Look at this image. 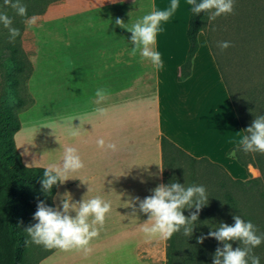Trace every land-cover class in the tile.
Instances as JSON below:
<instances>
[{
	"label": "crops",
	"instance_id": "obj_1",
	"mask_svg": "<svg viewBox=\"0 0 264 264\" xmlns=\"http://www.w3.org/2000/svg\"><path fill=\"white\" fill-rule=\"evenodd\" d=\"M22 2L27 6V18L36 15L43 20L32 29L50 40L67 37L71 40L67 46L75 44L83 51L78 52V64H62V105L70 109L77 98L80 113L94 115L87 123L90 130L67 139L61 148V161L66 147L76 148L84 168L60 183L54 206H60L66 193L74 203L85 195V199L100 196L111 203L99 236L90 242V252L57 249L40 264H166L167 238L142 230L148 216L135 202L163 183L161 137L196 159L208 158L222 166L234 180H249L254 168L241 166L229 155L231 149L240 148L243 129L205 32L198 35L191 76L179 82L178 70L189 50L191 11L186 0H180L181 7L162 23L157 35L155 50L161 53L164 65L159 70L149 61L142 62L139 54L130 55V42L87 37L97 30L119 27L117 18L130 26L151 12L153 4L163 10L170 0H64L48 6L41 0ZM122 35L128 38L126 32ZM98 88L109 93L100 104L95 102ZM24 134L22 128L16 135L19 145H26L27 140L21 138ZM98 139L117 144L118 151L100 148Z\"/></svg>",
	"mask_w": 264,
	"mask_h": 264
},
{
	"label": "trees",
	"instance_id": "obj_2",
	"mask_svg": "<svg viewBox=\"0 0 264 264\" xmlns=\"http://www.w3.org/2000/svg\"><path fill=\"white\" fill-rule=\"evenodd\" d=\"M41 1L46 2L48 6L50 3L57 4L64 0ZM11 9L10 7L8 16L13 19V27L23 32L25 30L24 21L27 17L13 16ZM42 12L44 13L45 9ZM208 16L207 12L198 15L192 12L190 14L187 30L189 50L185 63L178 70L177 80L179 82L191 76L192 63L199 49L198 35L200 32H205L209 23ZM230 20L237 23L235 18L230 17ZM1 26L3 25H0L1 32L9 33L8 30H3L4 26ZM207 40L244 131L255 117L264 116V87L263 85L257 87L253 84L246 95H239L222 68L212 42L208 38ZM0 68L5 72L6 82L10 85L13 95L4 98L0 103V264H32L29 259L27 260L26 250L29 243H25L26 240H30V237L24 229L35 223L32 218L37 210L38 202L43 201L47 206L55 208L54 197L60 184L54 186L51 192L42 191L41 180L46 168L26 166L16 147L15 136L22 128L19 114L32 102L24 86L33 73L30 61L20 47L9 43L0 50ZM160 140L163 184L167 185L172 182L183 184L184 177L189 174L192 179L191 185H194L195 182L197 184L196 173L200 169L213 168L219 176H224V179H219L218 185L223 190L220 202L223 203L225 217L228 219L221 223L234 225L233 216L239 215L245 222L251 221L256 226L258 235H264V153L244 152L241 148L229 151V155L241 166L247 168L251 165L254 167L252 171L257 169L260 172L259 178L251 177L247 181H242L232 179L222 166L212 163L208 158L192 157L167 137L163 136ZM229 184H233L236 191L227 188ZM237 191H240V195ZM206 194L208 197L204 206L206 211L201 213L205 217H213L208 208L212 205L211 202L216 203L217 198L220 199V197L216 194L210 195L211 193L207 190ZM194 224L191 235L186 236L181 228L179 232L167 238L166 264H213V256L217 247L222 248L223 245L213 238L205 239L202 244L197 240L202 235L207 236L209 231L216 230L220 224ZM229 243L232 244L233 249L243 247L239 241ZM57 249L53 248L44 256L42 255L37 264ZM252 254L260 258V264H264V241L252 250Z\"/></svg>",
	"mask_w": 264,
	"mask_h": 264
},
{
	"label": "clouds",
	"instance_id": "obj_3",
	"mask_svg": "<svg viewBox=\"0 0 264 264\" xmlns=\"http://www.w3.org/2000/svg\"><path fill=\"white\" fill-rule=\"evenodd\" d=\"M6 7H11L20 17H27V6L22 0H3ZM190 11L194 14L209 13V22L216 20L221 15L230 14L234 9V0H186ZM181 7L180 0H170V4L163 10H158L155 4L152 11L137 19L130 26L117 18L115 23L121 28H126L131 33L130 55L139 54L141 61H149L154 69L163 68L161 53L156 49V38L162 31V23H166ZM39 17L32 15L24 23L32 27L36 25ZM0 24L8 29L10 42L20 36V30L13 27V19L6 12L0 11ZM230 42L221 41L218 47L221 50L229 48ZM108 90L98 88L95 92L96 103L100 104L108 98ZM69 120L77 119L69 117ZM239 146L244 152L264 153V116L255 117L251 125L241 132ZM71 134L79 135V130L74 129ZM97 145L102 149L118 151L115 143H106L98 139ZM235 155V153H232ZM84 168V163L74 147H66L59 164H50L45 170L41 180L42 191L51 192L57 184L63 183L69 175L79 172ZM89 191V189H88ZM86 196V195H85ZM74 203L70 194L61 197L58 207H49L43 201L38 202L37 210L33 215L35 224H30L24 231L30 240L25 243L43 245L46 248H58L63 251L81 249L86 253L91 251L90 242L99 236V227H102L106 215L111 211V203L100 196L85 199ZM208 201L206 189L203 185H191L172 182L159 184L152 194L142 201L136 198L139 211L148 216L142 230L146 234L171 237L181 228L184 234L191 235L192 225L198 220L200 210ZM195 208L190 217L183 214L184 209ZM75 213V216L71 215ZM234 225L221 223L214 231H209L207 236H200L197 240L202 244L205 239L213 238L223 247H217L213 256V264H260V258L252 254V250L264 241V235L257 234L256 226L245 222L239 215L233 216ZM23 222L21 221V224ZM230 241H239L243 247L233 249Z\"/></svg>",
	"mask_w": 264,
	"mask_h": 264
},
{
	"label": "rangeland",
	"instance_id": "obj_4",
	"mask_svg": "<svg viewBox=\"0 0 264 264\" xmlns=\"http://www.w3.org/2000/svg\"><path fill=\"white\" fill-rule=\"evenodd\" d=\"M9 9L10 7L4 6L3 0H0V11L9 15ZM230 17L237 19V23L232 22ZM42 21L38 19L36 25ZM24 25L27 26L25 23ZM32 27L28 26L25 32L20 31V36L12 42H10L9 33L0 31V50L9 43L17 45L33 67L32 75L24 83L32 102L19 114L21 127L25 131L21 138L27 141L26 145H19L15 136V142L26 166L47 168L50 164L61 162V148L67 139L77 138L81 134L84 136V133L90 130L87 123L94 115L80 113L81 108L75 105L77 98H74V105L70 109L62 105L60 87L62 64L65 67L72 63L78 64L80 56L78 52L83 53V51H78L75 44L67 46L66 42L71 40H68L65 35H62L65 39L59 35L58 40H50V36L43 32H36ZM3 30L8 29L3 28ZM124 32L128 35L126 40L122 35ZM205 34L212 42L222 68L239 95H246L253 84L264 87V0H234L233 12L209 22ZM87 38L96 41L131 43V33L121 27L106 32L97 30L91 32ZM221 41H228L231 46L221 50L218 47ZM10 96H13L10 85L6 82L5 72L0 68V103ZM69 117L77 119L69 120ZM74 129L79 130V135L71 134ZM251 172L252 178L260 177L257 169L253 171L251 169ZM196 179L197 184L195 182L194 185H203L211 193L210 195L216 194L220 199L217 198L216 203L211 202L212 205L208 208L213 217H205L201 213L206 211L203 206L195 223L218 225L221 221H226L228 217H225V208L220 202L223 190L218 185L219 179H224V176H219L213 168L205 167L196 173ZM191 183L192 179L188 174L184 177L183 184L188 187ZM227 188L236 191L233 184H229ZM237 193L240 195V191ZM192 212H195V208H186L183 214L190 217ZM52 249L29 243L26 250L27 260L37 264L42 255L44 256Z\"/></svg>",
	"mask_w": 264,
	"mask_h": 264
}]
</instances>
